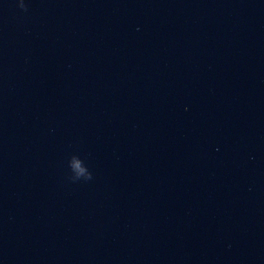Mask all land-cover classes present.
Listing matches in <instances>:
<instances>
[{
  "label": "clouds",
  "instance_id": "1",
  "mask_svg": "<svg viewBox=\"0 0 264 264\" xmlns=\"http://www.w3.org/2000/svg\"><path fill=\"white\" fill-rule=\"evenodd\" d=\"M18 7L25 12L28 11V7H27L26 3L24 2V0H19ZM74 167L77 169L78 176L79 175H85L86 169L83 167H80L79 162H76ZM91 178H92V174L90 172H87V174L85 175V180H90ZM73 179L78 180V178H73Z\"/></svg>",
  "mask_w": 264,
  "mask_h": 264
}]
</instances>
